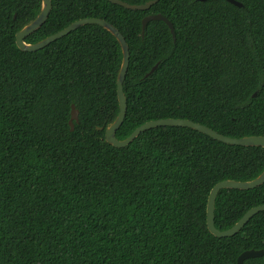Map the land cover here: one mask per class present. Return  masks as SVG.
Returning a JSON list of instances; mask_svg holds the SVG:
<instances>
[{
  "label": "trees",
  "instance_id": "16d2710c",
  "mask_svg": "<svg viewBox=\"0 0 264 264\" xmlns=\"http://www.w3.org/2000/svg\"><path fill=\"white\" fill-rule=\"evenodd\" d=\"M50 1L46 21L25 43L97 18L128 46L126 113L116 139L168 118L230 138L264 136V0H158L146 10ZM40 6L0 0V264H237L247 250L263 254L243 264H264V211L231 237L211 235L205 221L210 189L259 175L264 148L170 126L111 146L104 130L118 113L119 43L89 24L23 52L15 34ZM154 14L171 23L174 39L161 20L147 22L141 35L143 17ZM262 204L264 183L221 189L214 226L226 230Z\"/></svg>",
  "mask_w": 264,
  "mask_h": 264
},
{
  "label": "water",
  "instance_id": "95a60500",
  "mask_svg": "<svg viewBox=\"0 0 264 264\" xmlns=\"http://www.w3.org/2000/svg\"><path fill=\"white\" fill-rule=\"evenodd\" d=\"M112 4L120 5L123 8L130 9V10H146L148 9L152 4L157 2L158 0H149L141 5H129L127 3H124L120 0H107ZM204 1V0H200ZM229 3L235 5V6H241L240 3L234 1V0H226ZM41 6L40 11L38 15L27 25L22 27L18 32L15 34V44L17 48L23 52H33L37 51L39 49H42L43 47L49 45L50 43L54 42L55 40L67 35L71 31L75 30L76 28L84 25L89 24H95L100 26L101 28L108 31L119 43L122 53V59L121 64L117 73L116 77V98L118 102V113L115 119L109 123L105 130H104V139L105 141L110 144L111 146L115 148H122L127 146L129 143L133 141L140 133L143 131H146L151 128L156 127H162V126H170V127H186L189 129H192L194 131H197L199 133H202L216 141H219L224 144L228 145H235V146H242V147H263L264 148V136L261 135H250V136H244L241 138H230L223 136L216 131H213L209 129L206 126H203L199 123L192 122L187 119H158L153 121L145 122L139 126H137L125 139L118 140L115 137V133L120 127V125L123 122L125 113H126V99L122 91V83L127 71L128 67V58H129V52H128V46L123 38V36L119 33V31L110 25L108 22L97 19V18H82L79 20H76L72 23H70L65 28L57 31L56 33L49 35L45 37L44 39L40 40L36 43H25L24 39L32 34L34 31H36L47 19L50 10H51V1L50 0H40ZM153 20H161L163 21L171 34L172 39H174L173 34V27L171 23L162 15L160 14H154V15H147L143 17L141 21V35L143 33L144 27L147 22L153 21ZM157 64L154 65L151 70L145 75L148 76L151 74ZM73 121H77V111L74 109V106L71 105L70 110V119H69V126L70 130L73 128ZM101 127H98V130H101ZM262 183H264V170L257 175L255 178L248 180V181H235V180H222L217 182L209 191L207 200H206V228L208 232L215 236V237H231L234 234H236L246 223L247 221L255 214L264 211V204L258 205L255 207H252L248 211H246L242 217L230 228L219 231L214 226V201L215 198L221 189H236V190H249L253 189L255 187L260 186ZM263 252L261 250H247L242 252L238 258H237V264H243V260L251 257H258L261 256Z\"/></svg>",
  "mask_w": 264,
  "mask_h": 264
}]
</instances>
